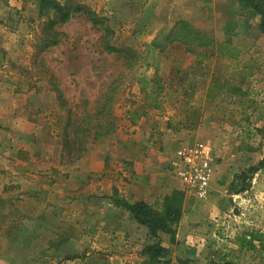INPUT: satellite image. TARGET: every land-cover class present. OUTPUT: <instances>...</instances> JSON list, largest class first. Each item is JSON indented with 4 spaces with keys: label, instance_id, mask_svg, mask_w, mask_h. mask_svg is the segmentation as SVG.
<instances>
[{
    "label": "rangeland",
    "instance_id": "1",
    "mask_svg": "<svg viewBox=\"0 0 264 264\" xmlns=\"http://www.w3.org/2000/svg\"><path fill=\"white\" fill-rule=\"evenodd\" d=\"M54 1L79 5L83 11L66 24L56 25L58 45L44 48L51 17L39 16L38 0H0V264H82L93 256L101 259L97 246L109 239L101 236L82 241L72 237L91 235L103 219L117 213L100 206L106 196H82L93 176L75 174L89 146L93 151H109L116 130L122 128L120 131L129 134L121 127L128 112L148 109L145 114L149 118L155 119L157 114L172 123L197 122L194 130H178L193 132L202 122L214 124L222 133L229 130L225 136L228 142L232 139L231 149L250 158V166L264 153V135L257 131L264 126L252 127L264 120V115L259 117L264 113V33L257 30V18L234 0H189L185 12L187 16L193 13L196 24L181 18L182 0ZM197 3L198 9L194 8ZM87 12L100 23L93 26ZM179 21L189 23L214 46L229 42L238 50L236 58L213 56L199 64L196 55L186 52L174 38L173 29ZM105 28L112 33L105 43L124 50L129 58L103 50ZM128 62H132L130 68ZM216 71H220L221 80L227 77L249 92L241 98L253 103L245 114L235 100L222 96L223 88L213 102L205 100V93L200 98L199 89L206 92ZM198 74L205 78L196 79ZM105 94L106 106L101 99ZM107 120L114 124V131L101 136L98 126ZM240 123L251 126L241 130ZM78 126L88 127L90 134L82 153H69L63 143L72 140L68 134ZM249 128L253 129L246 131ZM202 143L211 145L207 140ZM29 155L34 159L41 155L46 165L39 163L40 168L48 167L47 159L51 165L29 180L27 190L19 183V174L36 164L27 161ZM233 176L226 188L228 195H234V207L228 215L249 230L244 234L246 240L252 234L264 242V192L252 186L253 176L244 192L234 194L241 186ZM71 240L78 241L83 251L74 245L71 252ZM111 248L123 252L115 254L122 264H144L140 252H124L121 243ZM80 256L82 260L72 261Z\"/></svg>",
    "mask_w": 264,
    "mask_h": 264
},
{
    "label": "crops",
    "instance_id": "2",
    "mask_svg": "<svg viewBox=\"0 0 264 264\" xmlns=\"http://www.w3.org/2000/svg\"><path fill=\"white\" fill-rule=\"evenodd\" d=\"M196 1L200 3L199 0ZM196 1L194 2L196 3ZM189 2V0H182L181 4L179 2V5L182 6L181 10H183L181 18H186L196 24L193 13L190 12L187 16V11L185 12ZM198 3L194 8L198 9ZM196 14L197 12H194V16ZM194 76L196 79L202 78L199 74ZM204 93V88L199 89L200 98ZM147 110L144 109V114L133 125L127 119L122 121L121 127L129 134L120 131L122 128L116 130L114 135L116 140L109 151H93V147L89 146L86 149L82 165L75 174V176H93V180L85 186L86 189L82 196L91 195L92 193L106 196L102 199L104 202H101L100 206L111 208L114 213H117L111 218L103 219L100 227H97V230L93 231L91 235L82 234L72 237L82 241L101 236L104 239H109L106 244L97 246V251L101 252V259H96L93 256L88 258L87 261L91 263L94 260L98 261L93 264H122L123 260L118 262V257L115 254L122 255L123 252L111 251L112 246L121 243L124 252L130 249L133 252L132 254H135L140 252L144 245L152 244L146 236L148 234L146 228L135 223L127 215L122 216L121 209L113 205L112 197L123 199L128 203L138 201L152 203L155 200H161L173 191H179L183 193L184 197L182 217L175 229V240L171 244L166 235L158 234L161 246L170 251L165 264H225L226 262L232 264H264V242H254L255 250L247 252L241 247V244L245 239L244 234L249 230L239 226L235 219L233 220L228 215L234 207V195H228L226 188L234 174L239 170L248 168L252 163L250 158L243 155V153L238 155L231 149L232 146L229 142L232 139L230 138L228 142L225 136L226 132L229 133V130L222 133V131L215 129L214 124L202 122L198 129L193 132L186 130L172 131L167 129L168 118H158L157 114H154L155 119L152 116L149 118L145 114ZM240 124L241 130H245L244 127L251 126ZM259 125L260 127L264 126L263 119L252 125V127H259ZM252 129L249 128L246 131ZM155 132L158 135H154ZM238 133L236 132L234 138H237ZM214 135L217 136L214 137ZM199 139L207 140L211 144L204 143L213 153L214 174L211 181L210 195L207 199L196 202L184 192L179 181L171 177L168 166L176 149L182 142L188 144L202 142ZM18 143L20 142H16V144ZM41 155L40 159L37 157L34 159L33 155H29L27 161L31 164L35 161L36 164L34 166L28 164L30 168L22 169L19 174V183L27 190L30 189L31 178L36 177L41 170L47 169L51 165L49 159H47L48 167L40 168L39 163L46 165ZM214 159L219 161L215 163ZM52 166L55 167L54 164ZM226 175L229 176L227 179H225ZM70 178L72 177L70 176ZM252 186L264 192V173L259 172L254 175ZM77 243L78 241H69L68 249L73 252V247ZM78 248L83 251L79 246ZM76 252L78 250L74 254ZM80 257L72 261L82 260L83 256ZM249 257H251V260ZM87 261L82 260V264Z\"/></svg>",
    "mask_w": 264,
    "mask_h": 264
},
{
    "label": "trees",
    "instance_id": "3",
    "mask_svg": "<svg viewBox=\"0 0 264 264\" xmlns=\"http://www.w3.org/2000/svg\"><path fill=\"white\" fill-rule=\"evenodd\" d=\"M240 9L243 11L250 12L254 17L257 18V30L261 33H264V0H234ZM38 14L39 16H50L51 19L47 21V28L45 31L46 38H44L45 45L44 48L48 46H56L58 45V32L54 31V27L56 25L66 24L71 20L76 14H79L83 11V8L79 5H61L54 0H38ZM86 15L88 19L92 23L93 26H96L100 23V21L96 20L92 13L87 12ZM174 38L185 46V51L195 54L196 59L199 64L203 65V63L207 62L210 57H224L229 59H235L238 53L235 47L231 46L229 42H226L225 45H213L210 40L203 38L199 32L194 29L189 23L185 21H179L175 24L174 27ZM112 33L105 28L104 36L102 37L103 41V50L106 53L116 54L117 56H126L124 50L119 49L109 43H105V39L108 38ZM214 46V52L211 51ZM210 48V53H208L207 49ZM201 50V51H200ZM207 51V53H206ZM129 58V56L127 57ZM127 68L132 66V62L127 63ZM178 73V72H177ZM220 71H216L215 74L210 76V82L208 87L206 88V92L204 98L208 103L213 102L217 97V93L222 88L225 90L227 99H233L240 106L241 113L245 114L246 110L250 109L252 106V102L245 103L241 100H244V97L249 95L248 91H243L239 88L235 83H231L229 78H225L224 80L220 79ZM202 79L205 78V75L201 74ZM161 90V88H160ZM188 90V89H187ZM162 94V91L159 92ZM170 96V95H166ZM221 96V95H219ZM101 99H104V105L108 104V100L106 99V94L102 96ZM250 100V97H248ZM242 101V102H241ZM246 101V100H245ZM251 101V100H250ZM187 104L190 103V100L185 101ZM246 104H251L250 106H246ZM102 106V110L104 107ZM106 109V107H105ZM197 110V108H195ZM199 109V108H198ZM258 109V108H257ZM259 110V109H258ZM109 115V110H107ZM253 111H256L255 109ZM99 111L96 113L98 115ZM253 113V112H252ZM128 120L133 125L140 116H142V112H138L137 110L128 112ZM190 116L189 113H187ZM192 115V114H191ZM264 115L261 114L259 117ZM181 116V115H180ZM197 122L186 120L184 122H171V119L167 122V129L169 130H178L180 128H185L189 130H194L196 128ZM100 133L97 132L101 136H107L114 131V124L109 120L106 121L104 126H98ZM89 128L85 127L84 129L81 126H78L74 129L73 134H68L69 137L72 136V140H66L63 144L68 147L69 153H82L84 150V144L87 142V138L90 134ZM261 134L264 135V130H257ZM80 155H78L75 160H78ZM264 173V153L262 158L255 164L254 166H250L244 170L240 174H235L233 176V180H239L241 188L237 191L234 190V194H238L244 192L248 188V182L251 181L252 177L259 173ZM232 186V184H231ZM239 186V187H240ZM183 193L179 191H173L169 195L164 196L161 200H155L152 203L145 202H134L128 203L120 198H111L112 203L116 208H120L122 213H126L127 216L137 223L140 226L146 228L148 235L154 239L152 244H147L140 251V256L144 257V264H165L167 263V257L169 255V250L161 246L160 239L158 234L166 235L169 238V242L172 244L175 240V229L178 225L181 217H182V204H183ZM59 234L55 233V237H58ZM65 236V235H64ZM255 241L261 242L258 237L254 235H249V240L244 239L242 241L241 247L245 249L247 252H251V250H255L253 243ZM251 260V257H249ZM225 264H232L226 262Z\"/></svg>",
    "mask_w": 264,
    "mask_h": 264
},
{
    "label": "built area",
    "instance_id": "4",
    "mask_svg": "<svg viewBox=\"0 0 264 264\" xmlns=\"http://www.w3.org/2000/svg\"><path fill=\"white\" fill-rule=\"evenodd\" d=\"M168 169L193 200L202 201L210 195L214 174L213 153L206 144L196 142L180 146L176 149Z\"/></svg>",
    "mask_w": 264,
    "mask_h": 264
}]
</instances>
